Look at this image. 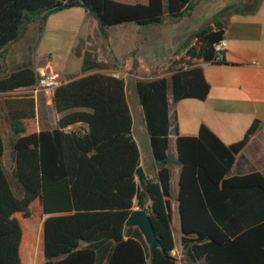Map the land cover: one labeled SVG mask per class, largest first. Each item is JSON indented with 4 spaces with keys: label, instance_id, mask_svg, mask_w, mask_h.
I'll use <instances>...</instances> for the list:
<instances>
[{
    "label": "trees",
    "instance_id": "obj_1",
    "mask_svg": "<svg viewBox=\"0 0 264 264\" xmlns=\"http://www.w3.org/2000/svg\"><path fill=\"white\" fill-rule=\"evenodd\" d=\"M128 1L0 0V72L6 46L31 23L41 31L54 12L80 6L103 31L123 23L150 26L160 23L166 12L180 18L193 7L192 0ZM223 32L224 24L217 18L202 26L187 54L223 62L224 56L215 60L213 48ZM80 46L82 72L104 67L91 47ZM37 74L23 66L0 76V92L7 93L3 102L14 132L10 146L15 159L9 183L0 163V264H40V255L42 264H176L169 94L172 103L205 99L209 84L201 66L135 81L157 169L143 185L135 178L140 152L131 133L124 79L94 72L57 85L52 95L59 115L56 127L36 131L33 97L12 92L33 85ZM74 124L81 127L64 131ZM260 125V120H253L243 136L229 144L204 123L196 135L176 130L180 243L192 263L264 264V175L257 171L230 175L236 155ZM3 151L0 133V158ZM134 203L149 214L159 238L152 256L140 230L126 225ZM60 212L66 214L43 219L45 214ZM31 224L43 225L42 251L40 231L36 233L32 226L28 236Z\"/></svg>",
    "mask_w": 264,
    "mask_h": 264
},
{
    "label": "crops",
    "instance_id": "obj_2",
    "mask_svg": "<svg viewBox=\"0 0 264 264\" xmlns=\"http://www.w3.org/2000/svg\"><path fill=\"white\" fill-rule=\"evenodd\" d=\"M215 2L219 5L218 10L213 12L211 17L218 15V17H215L224 24L223 37L228 43L223 55L224 61L213 62L197 58L193 62L202 68L203 75L209 84L208 94L203 100L183 98L175 103H172L169 94L168 154L172 159L170 165L172 220L174 212L177 216L180 236V214L177 201L180 165L175 162L176 130L181 135H196L200 124L204 123L225 144H229L239 140L253 120H260L261 125L258 130L236 155L230 175L247 174L254 171L264 175V0H241V2L239 0H217ZM215 17L213 20L216 19ZM92 20L95 19L80 6L66 8L50 14L43 24L39 36L40 43L37 46L38 48L35 49H32V41L37 38L38 24H29L24 34L17 41L6 46L0 76H5L11 70L19 67L28 66L36 73L39 70L56 73L59 84H62L75 77L94 72H104L122 77L125 83L127 77H132L135 88L136 79L143 76L131 74L127 71V68H124L125 66L119 63L110 61L111 63L108 62L109 64H107L105 61L107 56L103 53L104 51H95L97 60L103 62V68L81 71L83 49L80 45L83 41H87L86 39L90 34L89 24L93 23ZM94 24H97V21ZM123 24L113 26L123 27ZM145 27L138 26L137 30L139 31ZM33 35H35V38H32ZM71 56L75 59L72 60ZM69 60L76 63L75 67L77 68H74L75 70L68 68ZM170 63L173 62L155 61L153 66L151 64L147 67L144 74L153 77L156 73L159 76L168 77L174 70L171 69ZM148 70L151 71L149 74H147ZM25 88L17 89L12 93H23ZM53 90L54 88L32 96L34 99L33 123L36 131L51 130L56 127V120L59 115L52 103ZM5 94L7 93L0 92V133L4 146L0 163L6 181L9 183L15 170V159L10 146L14 132L3 102ZM137 102L139 103L138 97ZM128 106L132 118L131 133L138 146L129 102ZM15 123L18 124V122ZM80 127V124H74L64 131L75 130ZM146 135L149 143L147 132ZM170 151H173L174 156H171ZM148 152L151 155V162L145 163L141 154L139 161L146 179L154 177L157 171L150 145ZM135 178L139 182L136 175ZM0 185L2 187V184ZM136 207V203H134V208ZM59 214H66V212L45 214L43 219L49 215ZM33 227L36 229V233H39V231L41 233L42 251L43 225L37 224ZM30 233H28V236ZM180 246L181 248L177 251V254H173L172 250V255L176 258V264L199 263H192L185 255L181 243Z\"/></svg>",
    "mask_w": 264,
    "mask_h": 264
},
{
    "label": "rangeland",
    "instance_id": "obj_3",
    "mask_svg": "<svg viewBox=\"0 0 264 264\" xmlns=\"http://www.w3.org/2000/svg\"><path fill=\"white\" fill-rule=\"evenodd\" d=\"M135 1V0H129ZM193 7L186 10V13L180 18H174L167 12L162 16L161 22L152 24L141 30H137L138 26L132 23H125L124 26H108L101 31L95 20L89 24V36L87 41H83V45H88L94 51L103 52L107 64L119 63L131 74L145 76L144 71L148 66H153L155 61L173 62L171 69L183 67L195 61L191 59L187 51L196 43L195 33L202 26L212 23L213 12L218 10L217 0H192ZM236 2V1H235ZM241 2V0H239ZM93 18V17H92ZM96 25V26H95ZM128 27V28H127ZM135 29V30H134ZM35 35H33L32 38ZM40 31L37 38L32 41V49L39 46ZM38 48V47H37ZM185 55H189V58ZM178 57V58H176ZM71 59L75 57L71 56ZM72 60L68 62V68L75 70L76 63ZM111 61V62H110ZM109 62V63H108ZM103 63V62H102ZM166 64V63H165ZM151 71H147L149 74ZM161 72V71H160ZM134 77V76H133ZM133 78H126V99L132 110L134 121V132L137 138L139 152L145 163L151 162L149 151V143L147 141L146 129L144 126L142 110L137 102V92L133 86ZM174 156L173 151H170ZM139 183V182H138ZM140 184V183H139ZM33 224L28 226L29 232L33 231ZM172 235L175 240L173 254H177L180 250V232L178 230V221L176 213L173 212V220L171 224ZM26 247V245H25ZM41 250V241H40ZM25 251V249H24ZM42 264L43 255H40Z\"/></svg>",
    "mask_w": 264,
    "mask_h": 264
},
{
    "label": "water",
    "instance_id": "obj_4",
    "mask_svg": "<svg viewBox=\"0 0 264 264\" xmlns=\"http://www.w3.org/2000/svg\"><path fill=\"white\" fill-rule=\"evenodd\" d=\"M135 175L141 185L146 180V175L141 165H137ZM126 225L136 226L142 233L145 242L148 244L150 256L154 255L156 248L159 246V238L155 232L152 220L146 210L142 208H134L127 220Z\"/></svg>",
    "mask_w": 264,
    "mask_h": 264
},
{
    "label": "built area",
    "instance_id": "obj_5",
    "mask_svg": "<svg viewBox=\"0 0 264 264\" xmlns=\"http://www.w3.org/2000/svg\"><path fill=\"white\" fill-rule=\"evenodd\" d=\"M227 47H228V43L224 37H222L220 40H218L213 44L214 52L216 53V57H215L216 61H219L223 57ZM185 56L189 58V55H185ZM197 58L198 57H193L191 59H194L196 61ZM193 62L189 64H184L182 68L194 66L195 64ZM37 73L38 74H37L36 82L33 85L26 87L23 93L29 94L31 96H36L40 92L53 89L57 85H59L58 75L56 73L48 72L44 70H39Z\"/></svg>",
    "mask_w": 264,
    "mask_h": 264
}]
</instances>
